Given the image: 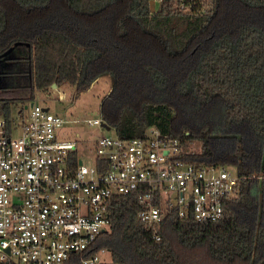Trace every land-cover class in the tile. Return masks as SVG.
Wrapping results in <instances>:
<instances>
[{
    "label": "trees",
    "instance_id": "trees-1",
    "mask_svg": "<svg viewBox=\"0 0 264 264\" xmlns=\"http://www.w3.org/2000/svg\"><path fill=\"white\" fill-rule=\"evenodd\" d=\"M179 12L150 0H0V108L35 90L87 88L112 77L100 103L123 137L147 126L180 138L197 162L240 175L215 220L168 208L153 228L134 195H113L97 244L115 264H264V0H205ZM200 141L198 151L189 144Z\"/></svg>",
    "mask_w": 264,
    "mask_h": 264
},
{
    "label": "built area",
    "instance_id": "built-area-1",
    "mask_svg": "<svg viewBox=\"0 0 264 264\" xmlns=\"http://www.w3.org/2000/svg\"><path fill=\"white\" fill-rule=\"evenodd\" d=\"M150 1L179 12L212 6ZM66 122L34 100L13 104L8 115L0 108V264H115L109 248L97 244L113 195H134L139 220L159 238L156 224L168 208L218 219L245 177L228 164L188 159L180 138L155 125L142 135L103 134L82 149Z\"/></svg>",
    "mask_w": 264,
    "mask_h": 264
},
{
    "label": "rangeland",
    "instance_id": "rangeland-1",
    "mask_svg": "<svg viewBox=\"0 0 264 264\" xmlns=\"http://www.w3.org/2000/svg\"><path fill=\"white\" fill-rule=\"evenodd\" d=\"M6 78L13 79L11 75H0L1 82L5 81ZM111 85L112 77L109 74H101L87 88L82 90H77L75 85L69 82L36 89L33 100L48 105L51 111L67 118V122L64 123L65 131L71 138L81 139V148L84 149L98 136L113 134L115 131L113 126L105 128L97 123L88 124L86 121L88 117L101 116L100 103L104 95L109 92ZM76 132H78L77 135ZM199 147V140H194L189 144V148L194 151H198ZM83 159L89 163L86 152L83 153ZM228 165L232 166L231 164Z\"/></svg>",
    "mask_w": 264,
    "mask_h": 264
},
{
    "label": "water",
    "instance_id": "water-1",
    "mask_svg": "<svg viewBox=\"0 0 264 264\" xmlns=\"http://www.w3.org/2000/svg\"><path fill=\"white\" fill-rule=\"evenodd\" d=\"M9 50H10V48L7 49L6 51H4L3 53H1L0 54V58H1L2 55L6 54ZM52 85L54 86V85H56V83L54 82V83H52ZM101 125H103L105 128H109L110 127V125L105 120L101 121Z\"/></svg>",
    "mask_w": 264,
    "mask_h": 264
}]
</instances>
